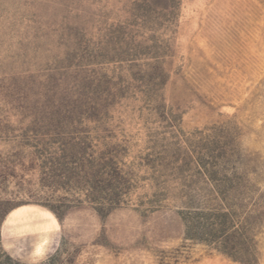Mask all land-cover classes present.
<instances>
[{
    "label": "rangeland",
    "instance_id": "374dc122",
    "mask_svg": "<svg viewBox=\"0 0 264 264\" xmlns=\"http://www.w3.org/2000/svg\"><path fill=\"white\" fill-rule=\"evenodd\" d=\"M174 3L0 0V233L12 209L53 206L48 264H239L184 239L180 215L210 189L196 157L226 156L264 191V0ZM78 112L121 146L128 192L105 214L36 158V130ZM257 246L264 264V228ZM0 264H17L1 242Z\"/></svg>",
    "mask_w": 264,
    "mask_h": 264
},
{
    "label": "trees",
    "instance_id": "16d2710c",
    "mask_svg": "<svg viewBox=\"0 0 264 264\" xmlns=\"http://www.w3.org/2000/svg\"><path fill=\"white\" fill-rule=\"evenodd\" d=\"M149 1L150 5L162 2L163 12L169 14L175 6L171 5L175 0ZM83 116L80 112L73 113L71 117H65L64 124L36 130L35 135L42 138L41 156L36 158L45 159L43 164L48 173L44 174L48 178L63 189L72 186L85 202L99 206L94 208L98 214H105L117 208L122 196L128 192V180L119 168L121 146L90 137L85 127L75 126L74 121ZM44 154L48 157L44 158ZM228 162L226 156L212 153L195 158L197 177L210 189L200 191L198 200L187 199L186 204L197 206L180 215L184 239L209 247L235 263L257 264V236L264 228V191L257 186L259 182L255 176L229 173L225 168ZM41 206L58 217L53 206ZM57 255L58 251L39 264L51 263ZM8 259L19 264L9 256Z\"/></svg>",
    "mask_w": 264,
    "mask_h": 264
},
{
    "label": "crops",
    "instance_id": "0c3cea01",
    "mask_svg": "<svg viewBox=\"0 0 264 264\" xmlns=\"http://www.w3.org/2000/svg\"><path fill=\"white\" fill-rule=\"evenodd\" d=\"M60 241V226L45 207L25 204L12 209L1 224L0 242L13 260L34 264L49 258Z\"/></svg>",
    "mask_w": 264,
    "mask_h": 264
}]
</instances>
